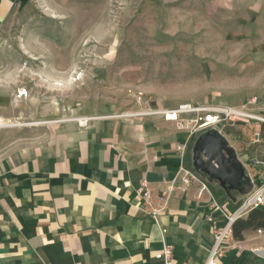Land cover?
<instances>
[{"label": "rangeland", "instance_id": "374dc122", "mask_svg": "<svg viewBox=\"0 0 264 264\" xmlns=\"http://www.w3.org/2000/svg\"><path fill=\"white\" fill-rule=\"evenodd\" d=\"M251 96L264 106V0H17L0 30V122L26 144L80 118ZM257 229L241 248L261 256Z\"/></svg>", "mask_w": 264, "mask_h": 264}, {"label": "crops", "instance_id": "0c3cea01", "mask_svg": "<svg viewBox=\"0 0 264 264\" xmlns=\"http://www.w3.org/2000/svg\"><path fill=\"white\" fill-rule=\"evenodd\" d=\"M16 1L0 0V30ZM86 118L85 128L64 126L44 143L26 144L19 130L0 128V264H164L155 255L165 244L173 264H204L214 225L225 221L219 213L208 220L207 193L178 192L152 216L164 185L181 166L192 168L189 144L198 136L180 153L186 134L160 117ZM253 129L221 128L238 161L254 154ZM143 180L150 203L137 193ZM209 190L230 211L242 201L233 192L231 202L217 181ZM249 230L233 241L251 248ZM256 246L264 250V237ZM220 264H264V254L226 246Z\"/></svg>", "mask_w": 264, "mask_h": 264}, {"label": "built area", "instance_id": "2783aa9c", "mask_svg": "<svg viewBox=\"0 0 264 264\" xmlns=\"http://www.w3.org/2000/svg\"><path fill=\"white\" fill-rule=\"evenodd\" d=\"M124 116L160 117L162 120L172 123L176 131L186 134L185 143L177 145V151L180 153L184 151L186 143L192 137L199 136L209 130H215L221 135V128L228 124L254 127L250 140V145L254 150L253 156L247 162H242L238 161L235 155L236 162L241 166L250 181L251 189L243 195L237 192L242 197V201L233 211H230L226 204H219L212 195L206 176L198 173L193 167L187 169L181 166L173 180L164 185L158 195L159 208L152 213L153 218H156L157 214L167 207L174 194L183 193L190 187H197L198 198L202 193L209 195L207 202L209 208L208 220H212L213 215L217 213L221 214L225 220L221 226L214 225L212 245L204 264H220L226 246L241 250V245L233 241L232 227L234 223L245 218L251 211L264 206V106L261 105L259 99L256 96H251L241 106L180 103L173 108L146 109L143 112L128 113ZM90 120L91 118L78 119V127L85 128ZM228 147L235 154V150L231 146ZM255 167L258 168L257 175L251 172V169ZM233 192L236 191H232L230 195L226 194V196L231 202L236 203L237 197L233 195ZM137 193L150 203L152 194L146 180L141 182ZM256 232L258 235H264V229H257ZM172 254L173 246L165 244L161 251L155 255V259L164 262V264H173Z\"/></svg>", "mask_w": 264, "mask_h": 264}, {"label": "water", "instance_id": "95a60500", "mask_svg": "<svg viewBox=\"0 0 264 264\" xmlns=\"http://www.w3.org/2000/svg\"><path fill=\"white\" fill-rule=\"evenodd\" d=\"M192 167L206 176L208 181H217L227 195L232 191L243 195L251 189L250 181L236 162L233 150L215 130L197 137L192 148Z\"/></svg>", "mask_w": 264, "mask_h": 264}, {"label": "trees", "instance_id": "16d2710c", "mask_svg": "<svg viewBox=\"0 0 264 264\" xmlns=\"http://www.w3.org/2000/svg\"><path fill=\"white\" fill-rule=\"evenodd\" d=\"M251 228L264 229V211L261 209L251 211L245 220H238L234 223L233 238L243 240L242 233Z\"/></svg>", "mask_w": 264, "mask_h": 264}, {"label": "bare ground", "instance_id": "6f19581e", "mask_svg": "<svg viewBox=\"0 0 264 264\" xmlns=\"http://www.w3.org/2000/svg\"><path fill=\"white\" fill-rule=\"evenodd\" d=\"M8 126H11V125H5V124L0 122V127H8Z\"/></svg>", "mask_w": 264, "mask_h": 264}]
</instances>
